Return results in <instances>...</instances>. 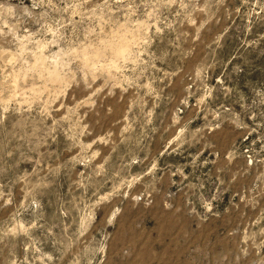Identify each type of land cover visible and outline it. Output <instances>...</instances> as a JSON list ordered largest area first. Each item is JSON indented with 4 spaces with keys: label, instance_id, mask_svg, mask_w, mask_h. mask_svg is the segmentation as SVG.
Segmentation results:
<instances>
[{
    "label": "rangeland",
    "instance_id": "1",
    "mask_svg": "<svg viewBox=\"0 0 264 264\" xmlns=\"http://www.w3.org/2000/svg\"><path fill=\"white\" fill-rule=\"evenodd\" d=\"M0 264H264V0H0Z\"/></svg>",
    "mask_w": 264,
    "mask_h": 264
}]
</instances>
